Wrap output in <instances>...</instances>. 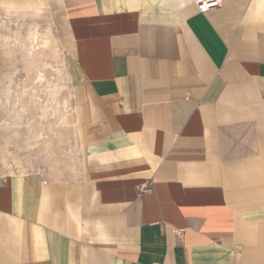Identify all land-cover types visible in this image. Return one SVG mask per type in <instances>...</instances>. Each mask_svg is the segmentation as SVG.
I'll list each match as a JSON object with an SVG mask.
<instances>
[{
    "label": "crops",
    "instance_id": "1",
    "mask_svg": "<svg viewBox=\"0 0 264 264\" xmlns=\"http://www.w3.org/2000/svg\"><path fill=\"white\" fill-rule=\"evenodd\" d=\"M0 0L52 27L69 178L0 173V264H264V0Z\"/></svg>",
    "mask_w": 264,
    "mask_h": 264
},
{
    "label": "rangeland",
    "instance_id": "2",
    "mask_svg": "<svg viewBox=\"0 0 264 264\" xmlns=\"http://www.w3.org/2000/svg\"><path fill=\"white\" fill-rule=\"evenodd\" d=\"M77 98L52 27L0 19V173L74 176Z\"/></svg>",
    "mask_w": 264,
    "mask_h": 264
},
{
    "label": "built area",
    "instance_id": "3",
    "mask_svg": "<svg viewBox=\"0 0 264 264\" xmlns=\"http://www.w3.org/2000/svg\"><path fill=\"white\" fill-rule=\"evenodd\" d=\"M222 0H197L196 6L199 12L205 13L209 9L219 7Z\"/></svg>",
    "mask_w": 264,
    "mask_h": 264
}]
</instances>
